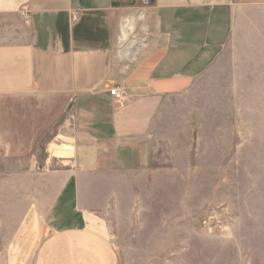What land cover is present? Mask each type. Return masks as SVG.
<instances>
[{
	"label": "crops",
	"instance_id": "1",
	"mask_svg": "<svg viewBox=\"0 0 264 264\" xmlns=\"http://www.w3.org/2000/svg\"><path fill=\"white\" fill-rule=\"evenodd\" d=\"M251 16L264 0H0V264H115L105 224L63 192L69 171L149 133ZM56 131L72 148L53 179L32 163Z\"/></svg>",
	"mask_w": 264,
	"mask_h": 264
},
{
	"label": "rangeland",
	"instance_id": "2",
	"mask_svg": "<svg viewBox=\"0 0 264 264\" xmlns=\"http://www.w3.org/2000/svg\"><path fill=\"white\" fill-rule=\"evenodd\" d=\"M251 17L193 89L161 101L149 133L69 171L63 192L105 224L115 264H264V23ZM57 134L32 163L53 179L72 148Z\"/></svg>",
	"mask_w": 264,
	"mask_h": 264
},
{
	"label": "built area",
	"instance_id": "3",
	"mask_svg": "<svg viewBox=\"0 0 264 264\" xmlns=\"http://www.w3.org/2000/svg\"><path fill=\"white\" fill-rule=\"evenodd\" d=\"M21 14L25 16L27 14V9H24L21 11ZM108 93L110 96H112V99L115 101V103L121 105L126 100V95L122 87L119 85H114L108 88Z\"/></svg>",
	"mask_w": 264,
	"mask_h": 264
},
{
	"label": "bare ground",
	"instance_id": "4",
	"mask_svg": "<svg viewBox=\"0 0 264 264\" xmlns=\"http://www.w3.org/2000/svg\"><path fill=\"white\" fill-rule=\"evenodd\" d=\"M52 147L57 148V149H64L63 147H58L56 144L52 143Z\"/></svg>",
	"mask_w": 264,
	"mask_h": 264
}]
</instances>
